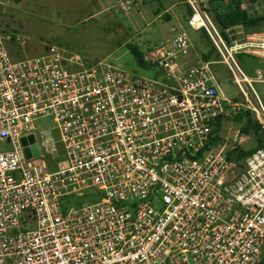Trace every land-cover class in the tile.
I'll return each instance as SVG.
<instances>
[{
	"label": "built area",
	"instance_id": "1",
	"mask_svg": "<svg viewBox=\"0 0 264 264\" xmlns=\"http://www.w3.org/2000/svg\"><path fill=\"white\" fill-rule=\"evenodd\" d=\"M190 4L188 26L247 98L235 56L248 45ZM180 30L143 53L157 69L148 77L54 45L14 60L0 28V264H264V147L229 157L248 138L245 118L229 152L216 126L243 105L224 95L214 61L186 66L194 45ZM258 101L248 106L257 144ZM46 118L54 127L38 131ZM30 136L39 153L29 159Z\"/></svg>",
	"mask_w": 264,
	"mask_h": 264
},
{
	"label": "rangeland",
	"instance_id": "2",
	"mask_svg": "<svg viewBox=\"0 0 264 264\" xmlns=\"http://www.w3.org/2000/svg\"><path fill=\"white\" fill-rule=\"evenodd\" d=\"M127 1L129 0H0V28L5 33L6 45L14 60L39 55L48 45H54L60 47L66 56L78 57L83 64L103 61L130 74L152 77L154 68L139 65L133 53L134 47L144 53L175 32L170 31L171 25L165 20L157 19L155 14H147L142 7L137 9L132 5L125 10L122 6ZM170 1L175 0H164L163 3ZM209 2L211 1L197 4L204 10ZM214 2L229 6L231 0ZM163 3L160 0L154 2L159 8L165 6ZM245 10H249L251 15L263 17L264 0L260 5L246 6ZM189 13L191 15V12ZM176 30L181 31L178 28ZM182 30L188 33L193 42V51L198 48L199 58L208 55L209 60L214 61L212 72L221 84L224 95L243 105L241 121L238 120L240 115H237L222 121L221 128L220 123L216 126V129L220 128L216 133L220 134V140L229 152L238 140V131L244 125L243 118L247 123L248 117L254 115L252 109L256 107L259 111L258 99L264 106V81L259 82L264 80V35L253 36V33L264 32V21L248 28L236 26L229 29L233 40L246 43L248 46L243 50L250 52L235 56L242 71L252 81V87L242 83L247 98L233 83L227 67L220 61L204 31H195L188 24L183 26ZM15 35L26 39L25 47L13 44ZM258 71L263 72L261 80L258 78ZM248 106L252 109H248ZM35 124L38 131H43L53 126V120L46 118L36 121ZM249 131L245 132L243 129L248 136L242 139V148L245 151L252 150L257 145L252 127Z\"/></svg>",
	"mask_w": 264,
	"mask_h": 264
},
{
	"label": "trees",
	"instance_id": "3",
	"mask_svg": "<svg viewBox=\"0 0 264 264\" xmlns=\"http://www.w3.org/2000/svg\"><path fill=\"white\" fill-rule=\"evenodd\" d=\"M214 1L217 0H212L211 2H209L205 9L212 15L215 22L224 31L232 29L236 26H243L246 28L256 26L260 21H264V16L259 17L254 14L251 15L249 10L241 8V5L245 0H231L229 6H224L221 2ZM247 1H249L250 6H253L256 5L259 0ZM133 53L136 55L139 65H141L142 67H147L146 63H144L142 59L143 53H141L137 47H134ZM204 58L208 60L209 56L205 55ZM239 115L240 117L238 118V120L241 121V118L243 116L242 114ZM247 115L249 116V114ZM253 126L254 125L252 123L251 117H248V122L244 125L245 132H250L249 130ZM219 129H216V131H218ZM262 147H264V142H259L254 148H252V150L243 151L242 148L238 144H236L234 151L229 154V157L236 161H242L246 156L252 154L254 151Z\"/></svg>",
	"mask_w": 264,
	"mask_h": 264
},
{
	"label": "crops",
	"instance_id": "4",
	"mask_svg": "<svg viewBox=\"0 0 264 264\" xmlns=\"http://www.w3.org/2000/svg\"><path fill=\"white\" fill-rule=\"evenodd\" d=\"M122 1V0H121ZM137 9L143 8L147 14H155L157 19H163L168 24L171 25L170 31L173 32V29H182L183 26L187 24V20L190 17L191 12V4L190 2H196L198 4H202V2L212 1V0H175L170 1L169 3H163L164 0H160L161 3L165 4L162 8H159L157 4H154L155 0H133ZM262 0L258 1V5H260ZM247 5V0L244 1ZM140 12V11H139ZM144 12V13H145ZM173 35H170L164 41L170 39ZM162 41V42H164ZM197 47V44H195ZM198 50V48H197ZM197 50H194L192 56L187 60L186 66H193L199 61V55ZM205 56V55H202ZM256 146V145H255ZM254 146V147H255Z\"/></svg>",
	"mask_w": 264,
	"mask_h": 264
},
{
	"label": "water",
	"instance_id": "5",
	"mask_svg": "<svg viewBox=\"0 0 264 264\" xmlns=\"http://www.w3.org/2000/svg\"><path fill=\"white\" fill-rule=\"evenodd\" d=\"M247 6H250V3H249V1L247 2ZM22 142H23V145L26 147L29 143L30 144H32L33 145V147L32 148H28V147H26V149H25V152H26V155H27V157L30 159L33 155L34 156H37L38 155V148H37V146L35 145V138H34V136H30L29 138H24L23 140H22Z\"/></svg>",
	"mask_w": 264,
	"mask_h": 264
}]
</instances>
